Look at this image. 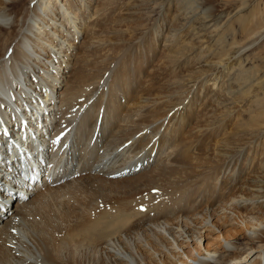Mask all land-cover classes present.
I'll list each match as a JSON object with an SVG mask.
<instances>
[{"label": "bare ground", "instance_id": "bare-ground-1", "mask_svg": "<svg viewBox=\"0 0 264 264\" xmlns=\"http://www.w3.org/2000/svg\"><path fill=\"white\" fill-rule=\"evenodd\" d=\"M16 1L18 0H0V41H3L6 47L0 57V121L8 129H4L2 133L7 134L9 131L14 139L17 134L18 137H24L11 151L12 161L17 160L15 166L21 165L22 152L31 158L33 169H38L47 161L49 157L47 158L46 154L51 150L56 165L55 168H49L47 177L42 176L43 185L59 181L60 173L67 176L68 180L72 177V172L83 171L91 160L96 159V164L91 163L92 167L88 168L89 175L99 171L98 174L104 177L101 178V183L103 179L107 185L110 183L111 186L107 189L109 193L114 192L115 197L126 196L123 194H126L132 183L140 185L141 191H148L154 187L153 184L159 182L156 186H160L164 192L157 194L154 202L151 201L154 204H147L150 211L146 212L140 211L141 208L132 207V200L129 203L124 202L120 208L99 210L91 206L89 198V206H82V196H79L77 203L66 205L64 211L60 210L61 213L44 219L47 227H43V223H32L29 226L24 218L35 212L36 208H31L30 200L38 195L31 194L37 190L36 185L30 189L27 177L19 176V183L12 181V176L11 181L7 179L5 176L8 164L2 161L0 203H11V207L6 212L0 211V264H264V229L249 234L251 227L264 225V160L258 155L259 148L254 146L255 151L251 159L248 156L242 163V168L240 166L238 182L229 177L228 171L233 167L237 168L239 162L243 161L242 150L238 155L229 152L222 155L228 161L225 165L216 164V168L199 166L198 169L202 172L193 179L190 178L191 173H188V170L184 174L178 173L179 162L175 160L170 163L174 158L154 164L151 170L135 178L133 172L141 163L136 162L138 157L130 158L122 165L117 163L119 157L125 153L126 147L136 141L133 140L136 137L132 135L134 126L138 125L134 123L136 110L133 109V112L131 109L127 114L124 113L122 97L128 94L126 99L136 98L138 88H143L142 79L138 80L142 61H131L125 57L126 60L118 59L105 65L103 61L107 58H91L89 53L84 51L92 46L94 38L91 39L92 33L86 29L84 35L86 32L87 34L82 46L89 44L86 43L87 38L90 45L72 57L71 46H74L73 38L77 35L73 32L79 29V26L71 25L68 16L79 17V20L85 21L84 15L90 10V1L29 0L27 8L13 15L9 7ZM79 2L85 3L81 5ZM247 2H243L234 13L247 8ZM227 3L229 4V1ZM98 8L99 3L93 13L94 17L98 16L97 21L101 15ZM174 9L177 10V6ZM87 18L91 19V14ZM182 18L180 10L174 12L171 27L175 26L173 19L177 21ZM97 21L89 23L88 27L91 26L95 31L99 24ZM247 26L246 46L241 47L242 49L239 47L240 52L236 51L238 54L248 51L264 39V12L253 16ZM5 29H8V32ZM231 70L234 71V68ZM220 88L218 91H207L205 99L213 101L220 97ZM143 101L148 105L149 98ZM70 106L71 109L74 108L71 110L72 116H67ZM148 115L149 113H146L142 118ZM57 118V123L52 125L53 120ZM67 118L72 120V123L60 146L67 145L70 140L67 151L58 155L56 152L60 147L56 148L53 144L47 153H38L39 146H47L45 132H49V137L57 136L56 132L63 127ZM13 119L20 125V130L22 129L17 134ZM130 119L134 120L133 123ZM128 120L133 125L123 124ZM137 121L139 122V119ZM154 123L149 122L148 126L151 127ZM2 125L0 123V130ZM65 128H62L63 131ZM31 130L36 131V136L27 137V132ZM168 132L160 142L161 150L167 146L166 142L173 147L171 142L174 137ZM153 138L155 139L154 136ZM130 140L133 142L121 146ZM163 142L165 143L162 144ZM4 149V140L0 137V156L3 155ZM204 149L205 153L209 151L206 146ZM169 156L172 158V154ZM57 168L58 172L54 174ZM123 172H127L126 175ZM215 172V177L208 179V175ZM128 176L134 178L122 180ZM84 180L85 196L88 198L91 192L90 195L97 201L95 196H100L98 191L102 188L95 189L98 183L93 185V188L87 177ZM91 188L96 191L92 192ZM102 191L103 189L100 192ZM76 194L77 192L75 197ZM20 195L22 198L18 197ZM133 195L134 193L129 192L127 196L134 197ZM125 199L118 200V204ZM229 222V225L235 228L223 231L222 228ZM204 228L209 229L210 233H218L215 234L217 236L205 233L203 235L201 231ZM243 233L247 241L245 252L236 243ZM205 239L209 241L203 246ZM218 251L222 253L214 261L204 255L206 253L210 256ZM256 255L258 256L254 258Z\"/></svg>", "mask_w": 264, "mask_h": 264}, {"label": "rangeland", "instance_id": "rangeland-1", "mask_svg": "<svg viewBox=\"0 0 264 264\" xmlns=\"http://www.w3.org/2000/svg\"><path fill=\"white\" fill-rule=\"evenodd\" d=\"M87 1H90L89 8L91 11H86V14H91V19H88L87 16L89 15L86 14L84 15L86 17L85 21L84 19L79 20V17L67 15L70 18L71 25L79 26V29L73 32V34L77 35L73 38L74 46H71L72 57L78 55L90 45V40L87 38L86 43L89 44L82 46V43L85 41V35L87 32H90L92 33L91 39L94 38V40L91 42L92 46L84 52H88L91 58H95V60L107 58V60L103 61L105 65L107 63H114V60L122 59L123 61L126 58H130L131 61L136 62L142 61L138 80L142 79L143 85L141 87L145 88H141V90L138 88L137 100L131 97V95L132 99H129V97L126 99V95L129 96L128 94L122 97L124 113L127 114V111L131 109L138 112V114L134 113L135 121L132 119L135 124H138L136 125L138 127L134 126V131L132 130V135L136 137L133 140L136 141L130 140L121 145L123 147L133 142L130 144L131 146L126 147L123 156L119 157L118 165L126 163L130 158L138 157L139 159L136 158V162L141 161L139 164L141 169H136L133 172L135 173L133 176L136 178L141 173L151 170L154 164L167 162V160L174 158L170 163H173L175 160L179 162L178 173L184 174L188 170L187 172L191 173L190 178L193 179L202 172L198 169L199 166L201 168H209L216 164L225 165L228 161L222 155L228 152L238 155L242 150L244 151V158L242 162H239L238 169L233 167L232 171H228L229 177L238 182L239 168L240 166L242 168V163L248 156L251 159L255 151L253 150L255 149L254 146L259 148L258 155L264 160V39L248 51L238 54L240 48L246 46V26L250 23L253 16H258L264 12V0ZM228 1L229 4L227 3ZM245 1H248L247 8L235 14L234 11ZM28 3L29 0H18L10 4L9 11L13 15H17L20 10L28 7ZM83 3L80 4L82 5ZM98 3V12L101 15L97 21L96 18L98 16L94 17L93 13L95 7H98ZM176 6L177 10L174 9ZM62 8L61 6V11L63 10ZM179 10L183 18L177 21L173 19L175 26L171 27L170 24L174 12ZM83 12L82 10L81 13ZM93 21H97V24L99 23L95 31H93L91 26L88 27L89 23ZM67 25L69 28L68 22ZM85 29L88 31L84 35ZM5 30L8 32V29ZM71 30L73 31L74 29L72 28ZM200 32L201 34H199ZM168 40L169 42H167ZM3 44L4 42L0 41V57L6 49ZM230 67L231 69L234 68V71ZM68 68L70 69L71 66ZM219 88L222 90L223 95L221 94L220 97L213 101L205 99L207 91L209 92L211 89L212 91H218ZM145 98H149L148 105L143 101ZM71 107L68 114H66L67 116H72L71 110L74 108L71 109ZM124 113L123 115H126ZM146 113H149L148 117L142 118V115ZM139 115L141 116L140 118ZM138 119L139 122L137 121ZM132 120L130 119L131 123H133ZM65 121L66 123L62 128H65L66 125L67 128L71 127L72 120L69 121L67 118ZM116 121H118L117 117ZM152 121L153 123L155 121V123L149 127V122L152 123ZM124 123L133 125L129 123V120ZM135 127L137 128L136 131ZM62 128L56 132L57 135L63 131ZM168 131L174 137L171 142L173 147L171 148L169 142H166L167 146L161 150L160 142H162L165 135L167 136ZM146 145L147 147H145ZM121 146L119 147L121 148ZM205 146L209 148L210 152L207 151L205 153ZM137 147L140 148L138 149ZM169 154H172V158H169ZM45 163L49 164V161H45ZM91 163L96 164V159L91 160ZM89 165L83 171L72 172V177L68 180L65 178L67 176L60 173L59 181L53 182L49 187L43 186L35 192L32 196L38 195L30 201L32 203L31 208L36 209L34 210L35 212L33 211L34 214L26 215V219L24 218L26 223L28 222L29 226L32 223V225L35 223L41 225L43 223V227H47L48 224L45 223L46 219L61 213L60 210L64 211L66 205L77 203L81 196L83 197L80 199L81 201L83 200L82 206H89L88 204L92 202L91 206L94 208L108 210L109 208H120L121 205H124V202L129 203L132 200V207L141 208L140 211L146 212L150 211L147 204H154L151 201L154 202L157 194L164 192L160 186H156L159 182H154L155 184L152 185L154 187L148 191H141L139 189L140 185L132 183V186L129 185L128 191L126 190V194H123L126 196L118 197L116 195L115 197L114 192L109 193L107 189L110 188L111 184L107 185L104 179L101 183V178L104 177L98 174L99 171H94L89 175V169L92 167ZM56 172H58V169ZM169 172L170 170L168 169L167 173ZM215 175L216 172L214 174L211 173L208 175V179H212ZM84 176L87 177V181L91 183L92 187L98 183L95 189L99 187L103 189L102 193L100 192L102 189L98 191V195L100 196H95L97 201L90 195L92 194L91 192L88 194L90 197L88 196L87 198L85 196L84 185L86 184V180H84ZM133 176L122 178V180L132 179L134 178ZM203 176L207 175L203 174ZM104 184L106 185L104 186ZM93 188H91L92 192L96 191ZM75 192H77L76 197ZM129 192L134 193V197L127 196ZM135 192L137 193L135 194ZM89 198L91 202L88 200ZM119 198H126L128 201L125 199L118 204ZM53 218L55 219V216ZM223 220L225 221V219ZM229 224L231 223H226L222 230L227 231L235 228ZM261 229H264V225L263 227H251L249 234L258 232ZM238 230L240 231L241 229L238 228ZM201 232H203V235L204 233L205 235L209 234L213 236H217L215 234H218L210 233L207 228L202 229ZM207 241L209 240L205 239L202 245L204 246L205 243H208ZM236 243L241 246L242 250L244 249L243 252L246 251L247 241L244 239V233ZM221 253V251H218L213 252L210 256L206 255V253L204 255L214 261L219 258ZM257 256H254V258Z\"/></svg>", "mask_w": 264, "mask_h": 264}]
</instances>
